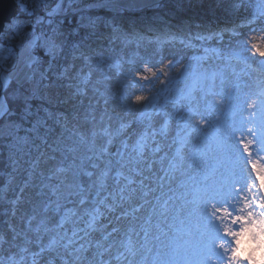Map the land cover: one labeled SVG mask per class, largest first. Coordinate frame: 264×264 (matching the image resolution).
Segmentation results:
<instances>
[{"label": "rangeland", "instance_id": "374dc122", "mask_svg": "<svg viewBox=\"0 0 264 264\" xmlns=\"http://www.w3.org/2000/svg\"><path fill=\"white\" fill-rule=\"evenodd\" d=\"M14 1L19 11L24 9L29 16L22 19L15 17L9 25L5 26L0 36V116L2 119L0 150L5 148L9 159V171L6 172L4 179L7 183L0 188V222L5 217V205L10 201L14 203L10 229L0 231V234L4 236V242L0 244V254L5 258L11 254L16 256L22 254L25 257L24 264H32L33 261L35 264H104L105 261L108 264H128L129 260L132 264H140L141 261L143 264H226L228 254L225 249L228 246L236 247L238 236L248 227L250 220H256V231L264 235V228L260 227L261 221L256 218V213L253 212L251 216L242 215L235 203L241 190L248 183L250 173L255 172L257 181L264 184V175H262L264 164H261L258 159L251 158L257 154L264 155V150H257V153H253L251 149L250 152L244 150L241 141L246 143V135L250 134L245 131L247 121L245 125H240L241 117H244L247 112L245 105L254 94L257 81L260 79L248 65L264 69V54H262L264 53V17L256 24L242 23L253 15L254 9L264 10V7L260 6V0H173L175 9L178 11L188 12L191 15H200V12L211 15L207 18L210 19V22H207V29L213 35L214 33H220V35L208 37L206 45L215 48L219 53H215L213 57L210 56L206 62L202 59H190L193 57L191 51L181 48L177 42L162 43L158 50L159 42L148 43L141 39L139 47L134 44L125 47L121 43L120 35H116L117 38L113 40L115 35H109L112 31L101 26L99 18L80 14V23L87 29L85 39L78 46L80 48L78 53L69 60L65 69L61 70L54 80L49 78L51 73H45L40 69L39 64H34L38 54L35 46L37 38L35 36L30 39V37L33 33L40 31L38 46H42L46 52L58 53L63 43L64 33L52 25V19L50 25L44 26V14L54 13L51 7L56 0ZM85 1H90L92 7L102 4L116 10L112 13L114 16H116L115 12L125 9L138 10L153 3L148 2L152 0ZM64 3V8H59L60 10H56L55 14L72 10L76 3H81V0H64ZM112 15L108 17L112 18ZM104 22L110 23L108 19ZM235 22L239 24H234ZM27 26L31 28L28 36L24 35ZM149 36L154 37L151 33ZM134 52H138L139 56H134ZM240 55L245 58L242 68H240L241 64L235 61V57ZM121 56L123 57L122 71L117 74V70L108 65L113 60L120 59ZM194 57L202 58L197 55ZM169 58L173 61L168 66L170 74L166 82L160 84L158 80L164 76V73L159 70L160 66ZM101 60L103 63H98ZM129 60L133 61L132 64L128 62ZM29 62H31L30 66ZM177 62L188 65V75L180 81L175 77L179 73L175 71ZM145 64L153 70L155 76L142 79L135 74H143ZM125 72L130 75H125ZM87 73H91L88 83L84 85L87 94L83 96L74 94L76 87L79 86L78 82ZM183 73L184 71L181 76ZM105 74L110 79L105 80L103 78ZM129 77L131 79L128 87L133 91H146L147 84L157 94L166 88L164 96H175L178 92L186 90L193 80L196 81L198 114L207 121L206 126L201 128L196 141L201 145L203 154L197 153L190 167L186 150L181 171L177 172L175 178L169 183L164 184L162 188L158 187L157 192L151 194L154 198L158 192H164L166 197H170L168 211L163 217L153 214L151 220L145 223L149 210L153 208V200L149 199V203L136 213L135 220L131 217L117 219V213H109L99 222L106 224L107 227L85 235L88 229L84 228V221H87L88 217L84 215L83 221L75 225V227L84 228V231H78L75 237L66 235L71 239L74 238L75 243L67 244L66 242L67 246L51 247L50 241L58 236L54 225L58 223L59 214L55 213L52 207L46 213L43 211L44 204L52 197L48 189L42 188L41 185L46 182L55 183V180H48V173L58 164L66 165L67 163L64 162L57 147L45 148L41 153L39 152L40 154L38 153L39 155L31 153V140L19 132L20 124L13 121L12 112H8L3 95L6 91L9 92L10 98L22 101V105H28L29 101L35 100L41 104L44 102L47 105H45L46 115L52 119H60L63 125L66 124L69 132L75 127L77 131L88 136L101 113L105 116L110 114L105 110L100 111L90 107L69 114L62 108L63 100L71 98L72 104L84 102L90 104L92 100H95L105 105L117 114L110 115L112 119L108 121L114 127V121L117 118H130L124 116V106L118 100L121 86L128 82ZM15 83L16 88L10 90L11 84ZM94 89L110 94L115 93L116 99L104 104V97ZM129 104H131V98H129ZM132 108L130 116H135L138 109L135 105ZM89 109H92L91 116L95 118L92 123L86 119L90 115ZM161 119L160 116L155 117L156 124H159ZM96 126L104 125L101 122ZM237 127H240L238 133L227 136L232 139V142L226 141L223 138L225 132H231ZM133 129L139 130L135 123L129 132ZM216 129L222 132V136L216 134ZM71 134L76 139L74 133ZM218 139L224 141L222 146L218 144ZM97 143L102 144L103 138H98ZM115 147L114 145L110 151H113ZM238 147L243 151L239 152ZM168 151L170 155L171 150ZM79 155L80 153H76L74 156ZM213 161L217 162V166L211 165ZM234 161L237 171L230 168ZM33 162H36L35 167ZM165 163H167L166 160ZM223 167L228 169V173L221 170ZM31 172L34 173L31 174ZM153 173L156 179H159L160 168L155 163L151 172H145V175L150 178L145 181L149 186L152 185ZM236 174L244 175L246 178L239 182L234 179L237 177ZM136 179H142V177L137 176ZM108 185V192L118 191L120 187L114 184L113 180ZM13 196L15 199H11ZM108 202L111 203L110 197ZM133 203L139 204L140 200L134 198ZM125 207L130 205L125 204ZM156 207L158 209V205ZM228 207H232V211L228 210ZM256 207L264 213V204L257 202ZM123 210L124 208H118L117 212ZM41 220L45 222L40 223ZM157 223L160 224V228L155 226ZM116 226H119V230L111 232V229ZM65 227L70 234L72 227L67 225ZM129 227L134 229L132 235L135 240V256H131L123 244ZM146 229L148 230L147 244L141 239ZM203 231L208 234L202 236ZM107 233L110 234L105 239L104 236ZM59 234L64 235V228L59 229ZM226 238L228 240H225ZM254 238L255 233L249 230V239ZM21 248L25 249L23 253L20 252ZM122 252L123 258L117 259ZM77 257H79L78 260Z\"/></svg>", "mask_w": 264, "mask_h": 264}, {"label": "clouds", "instance_id": "9594fccd", "mask_svg": "<svg viewBox=\"0 0 264 264\" xmlns=\"http://www.w3.org/2000/svg\"><path fill=\"white\" fill-rule=\"evenodd\" d=\"M260 3L264 5V0H260ZM262 17H264V10L254 9L253 15L242 23L256 24ZM113 31L119 32L120 30L114 27ZM116 38V36H113V40ZM120 39L125 47L129 44L139 47L141 39L146 40L148 43L159 42V50L162 43L171 42L173 39L179 38L167 36L161 40L159 36L147 37L143 34L137 36L125 33L120 36ZM180 42L183 43L182 40ZM133 55L139 56V53L134 52ZM190 59L202 58L190 57ZM122 60L123 57L121 56L120 59L113 60L108 67L115 68L117 74H119L122 71ZM128 62L132 63L133 61L129 60ZM98 63L102 64L103 60ZM172 63L173 61L169 58L160 66L159 70L164 73V76L159 78L158 83L164 84L166 82V78L170 74L168 66ZM30 64L31 62H29V66ZM248 66L259 75L260 79H264V75H262L264 74V69L251 64ZM143 67V74H135L141 76L142 79L155 76L153 70L146 64ZM181 69H184V73L181 76V79H183L184 76L188 75V65L177 62L175 71L180 72ZM90 75L91 73H87L81 78L74 94L82 96L87 94L84 85L88 83ZM104 79L108 80L110 77L105 74ZM130 79L129 77L128 82L122 84L118 97L119 103L124 106V116L130 118H117L113 127V124L108 122L112 117L101 113L88 136L73 127L71 133H74L76 139L71 145L66 147L68 152L74 155L80 153L76 157L78 163L74 160L69 161L66 165L64 163L58 164L54 170L48 173V180H55L56 182L51 184L46 182L41 185L42 188L48 189L52 197L51 200L44 204L43 211L46 213L52 207L53 211L59 214L58 223L54 225L58 235H60V228H64V235H70V237H75L76 233L84 231V228L88 229L85 235L92 231L102 230L107 225L99 222L102 218H106L109 213H117V219L131 217L135 220L136 213L140 212L141 208L149 203V199L153 200V208L149 210V216L145 219V223L151 220L153 214L163 217L168 211L167 205L170 197H166L164 192H158L154 198L151 194L157 192L158 187L162 188L164 184L169 183L171 179L175 178V174L181 171L185 162L186 150L190 167L191 162L196 159V154H203L201 145L197 144L196 141L201 128L206 126L207 121L198 114L197 97L195 95L198 90L196 81L193 80L186 90L178 92L175 96L165 95L161 101L160 95H163L164 91L167 90L166 88L157 94L150 85L146 84V91H133L128 87ZM133 88H135V85H133ZM94 90L99 91L100 95L104 97V104L116 99L115 93L109 94L99 89ZM129 98H131V104H129ZM133 105L138 110L135 116H130ZM245 107L247 108V112L244 114V119L247 121L246 133H248V128L253 127L259 133L261 117L260 87H256L254 94L250 96ZM91 112L92 109H89L90 115L86 117L90 123L95 119L91 116ZM253 113L255 114L254 117ZM157 116L162 118L159 124L155 122V117ZM101 122H103V127L96 126ZM134 123L139 130L133 129L132 132H129ZM62 127H66V124L62 125ZM71 133L69 135L70 140L72 139ZM100 137L103 138L102 144L97 143ZM247 139H251V136L246 135ZM202 143L203 141L201 140ZM114 145L116 150L110 151ZM169 149L171 150L170 155ZM250 149L253 153H257V150H264V143H253L250 145ZM157 153L160 155L157 156ZM113 158H115V163ZM251 158L253 160L258 159L261 164H264V155L257 154ZM165 160L167 163H165ZM129 163H131L130 168ZM154 163L159 165L160 176L159 179H156L155 173H153L151 177L152 185L149 186L145 181L150 178L145 175V172H151ZM35 164L36 162H33V167H35ZM113 169L115 170L113 171ZM262 175H264V172H262ZM137 176L142 177V179H136ZM81 177L88 179L87 186L82 183ZM110 178L114 184L120 185L118 191H107ZM121 181H123L122 184ZM93 187H95V193L91 199L93 207L85 209L83 213L78 212L81 206L89 202V193ZM102 191L104 192L103 196L100 195ZM138 191L139 196H137ZM117 196H119V199H117ZM97 197H99L98 200ZM109 197L111 198V203L108 202ZM134 198L139 199L140 203L134 204ZM257 202L264 204V184L258 182L255 175L250 173L248 183L241 190L235 202L236 207L242 215L251 216L255 212L256 218L261 221L260 227L264 228V213L256 207ZM125 204L130 205V207H125ZM118 208H124V210L117 212ZM84 215L88 217L87 221H84V228L75 227V225L83 221ZM44 222V220H41L40 223ZM66 225L72 227L70 234L67 227H65ZM155 226L160 228L159 223ZM118 230L119 226H116L111 229V232ZM249 230L255 233L254 239H249ZM133 231L134 229L129 227L123 241L125 250L131 256L136 254L134 251L135 240L132 235ZM109 234H105L104 238L106 239ZM147 237L148 230L146 229L144 237L141 238L145 244L148 243ZM3 242L4 236L0 234V244ZM58 242L56 237H53L50 241V246ZM73 242V239L69 238L67 244ZM24 251V248L20 249L21 253ZM77 251H80V249H77ZM225 251L228 254L226 264H264V235L256 231V220L249 221L248 227L238 236L236 247L228 246ZM123 255V252L120 253L117 259L123 258ZM24 262L25 257L22 254L20 256L11 254L7 258L0 254V264H24ZM32 264H35V261ZM104 264H108V262L105 261ZM128 264H132L131 260H129ZM140 264H143V261Z\"/></svg>", "mask_w": 264, "mask_h": 264}, {"label": "trees", "instance_id": "16d2710c", "mask_svg": "<svg viewBox=\"0 0 264 264\" xmlns=\"http://www.w3.org/2000/svg\"><path fill=\"white\" fill-rule=\"evenodd\" d=\"M148 2L153 3L147 4V6L139 8L138 10L125 9L121 12H115L116 16H114L112 13L116 10H113L112 8L102 4L92 7L90 5V1L85 0H81V3H76L72 10L66 11L63 14H55L56 10L59 11V8H64L65 4L64 0H56L51 7V11L54 13L52 14L50 12L44 14V26L50 25V20L52 19V25L55 26L57 30H60L62 33H64L62 46L58 50V53L55 52V54H52L46 52L42 46H38L40 31L39 33H33L30 39L36 36L37 41L35 46L37 47L36 52H38L34 64H39L41 66L40 69L45 71V73H51L49 75L51 80H54L56 78L55 76L58 75L61 70L65 69V66L68 64L69 60H71L72 57L78 53L77 51L80 50L78 46L85 39L84 37L87 32L84 24L80 23V14H86L90 18H99L101 21V26H104V28L110 29L112 31L109 32V35L114 34L115 36H121L127 33L137 36L139 34H143L144 36L150 37L149 33H151L154 37L159 36L161 40L167 36H174L178 37L179 39H173L171 42L167 43L175 44V42H177V45L181 48H187L190 49L191 52L193 51L195 53H201L202 41L207 38V35H213L210 30L205 29L208 22L207 18L211 15L201 14V12L200 15H191L188 12L178 11L175 9L176 6L173 0H152ZM101 3H104V1H101ZM260 6H262V8L264 7V5L261 3ZM110 15H112V18L108 17ZM28 16L29 15H27L24 9L22 11L20 9L16 18L22 19L27 18ZM105 19H108L110 23L105 24ZM114 27L118 28L120 31L114 32ZM30 29L31 28L27 26V30L24 32V35L28 36ZM214 35H216V33H214ZM180 40H182L183 43H181ZM16 86V83L11 84L10 90L15 89ZM159 87H161V85ZM3 96L8 112H12L13 121L20 124L19 132L26 135L31 140L32 145L30 147L31 153L33 155H39L45 148L50 149L57 147L60 150V153L62 154L61 156L63 157L65 163L68 164L69 161L74 160L78 163L76 157L72 155L73 153L68 152L66 147L73 143L75 139L73 134L72 139L70 140L69 135L71 132H69L66 127H62V121L60 119H52L50 116L46 115L47 110L45 107L46 104L44 102L41 104L39 101L35 100L29 101L28 105H22V101L10 98L9 92L7 91ZM161 96V100H163L164 95ZM1 120L2 119L0 116V121ZM115 150L116 147L113 151ZM113 162L115 163V158H113ZM129 167H131V163H129ZM114 170L115 169H113V171ZM7 171H9V159L6 156V149L1 148L0 188L7 183L6 180H4ZM33 173L34 172H31V174ZM81 180L82 183L87 186L88 179L81 177ZM111 181L112 179L110 178L108 184H110ZM94 193L95 187H93L89 193V202L81 206V208L78 209V212L83 213L85 209H90L93 207L91 204V199ZM100 195L103 196L104 192L102 191ZM11 199H15V196H13ZM98 199L99 197H97V200ZM13 204V201H10L5 205V217L3 221L0 222V231L2 229H10V219L13 214L12 210L14 209ZM61 236H63V238H61ZM68 238L69 237L66 235L56 236V239L59 242L51 245V247L66 245ZM72 239L74 241L73 243H75L76 240L74 238Z\"/></svg>", "mask_w": 264, "mask_h": 264}, {"label": "snow or ice", "instance_id": "6c2138e0", "mask_svg": "<svg viewBox=\"0 0 264 264\" xmlns=\"http://www.w3.org/2000/svg\"><path fill=\"white\" fill-rule=\"evenodd\" d=\"M264 54V53H262ZM264 75V74H262ZM257 86L260 87L261 89V120H260V131L259 133L256 132L255 128H248V134H250L251 136V139H247L246 143L245 141H241V144L243 145L244 147V150L245 151H248L250 152V145L253 144V143H264V79H260L257 81ZM253 117L255 116V114L253 113L252 114ZM246 121L244 119V117L242 116L241 117V120H240V125L243 126L245 125ZM240 131V127H237L235 129H233L231 132H228L226 131L225 132V135L226 136H231L233 135L234 133H238ZM224 141L223 140H220L218 139V144L219 145H223ZM211 223V221L209 222ZM235 235H239V234H235Z\"/></svg>", "mask_w": 264, "mask_h": 264}, {"label": "bare ground", "instance_id": "6f19581e", "mask_svg": "<svg viewBox=\"0 0 264 264\" xmlns=\"http://www.w3.org/2000/svg\"><path fill=\"white\" fill-rule=\"evenodd\" d=\"M206 17V16H205ZM238 18V17H237ZM210 22V19H208V23ZM210 24H212V22L210 23ZM234 24H239V22H235ZM132 64V63H131ZM125 75H130V73H128V72H125ZM104 76L105 75H103V78H104ZM108 76V75H107ZM98 93H100L99 91H98ZM110 94V93H109ZM72 102H73V100L71 99V98H66V99H64L63 100V103H62V108L64 109V110H66L69 114H72V113H74L75 111H77V110H83V109H85L86 107H90V108H93V109H97V110H100V111H104V110H106V112H108V114H110V115H117L116 114V112H113V111H110V109L109 108H107L105 105H103V104H99L98 102H96L95 100H92L91 101V103L89 104V103H86V102H84L83 104L81 103V104H77V103H73L72 104ZM93 102H95V103H93ZM216 134H218L219 136H222V132H220V131H218L217 129H216ZM223 138L227 141L228 140V142H232V139H229V137H227V136H225V135H223ZM238 149L239 150H242V149H240L239 147H238ZM237 149V150H238ZM211 165H213V166H217V162L216 161H213V162H211ZM233 169L235 170V171H237V169H236V167H235V165H233ZM253 175V174H252ZM231 176V175H230ZM234 179H236L237 181H239V182H241L242 180H244V178H243V176H237L236 178H234ZM228 210H230V211H232L231 209H233L232 207L230 208V207H228L227 208ZM228 212V211H227ZM227 212H225V213H227ZM202 233V236H204V235H207L208 233H205V231H203V232H201ZM225 240H228V238H226Z\"/></svg>", "mask_w": 264, "mask_h": 264}, {"label": "water", "instance_id": "95a60500", "mask_svg": "<svg viewBox=\"0 0 264 264\" xmlns=\"http://www.w3.org/2000/svg\"><path fill=\"white\" fill-rule=\"evenodd\" d=\"M19 8L14 0H0V36L5 29L6 25H9L12 20L17 16ZM184 69L175 76L180 79V76Z\"/></svg>", "mask_w": 264, "mask_h": 264}]
</instances>
